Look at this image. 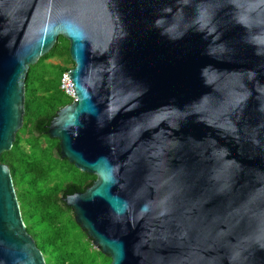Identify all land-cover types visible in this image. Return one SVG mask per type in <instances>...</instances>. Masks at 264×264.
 Listing matches in <instances>:
<instances>
[{
    "label": "water",
    "instance_id": "95a60500",
    "mask_svg": "<svg viewBox=\"0 0 264 264\" xmlns=\"http://www.w3.org/2000/svg\"><path fill=\"white\" fill-rule=\"evenodd\" d=\"M69 40L48 125L110 264H264V0H0V264H46L10 166L31 65Z\"/></svg>",
    "mask_w": 264,
    "mask_h": 264
},
{
    "label": "trees",
    "instance_id": "16d2710c",
    "mask_svg": "<svg viewBox=\"0 0 264 264\" xmlns=\"http://www.w3.org/2000/svg\"><path fill=\"white\" fill-rule=\"evenodd\" d=\"M69 45V40L60 36L50 52L31 65L26 79L24 125L17 132L13 148L3 152L1 160L10 166L13 179L20 172L23 182L34 191L32 193L35 194V200L30 204L25 202L24 194L18 193V200L22 215H25L23 218L26 220L27 230L44 253L46 264H98L99 259L102 260L101 264H110L111 257L94 247L91 237L75 221L73 209L63 198L68 193L85 190L87 185L94 182L89 181V178L96 176L81 171L67 158L54 157L51 148L54 144L59 146V141L50 137L47 132L48 125L57 111L71 103L73 98L61 88L62 75L70 69L46 61L59 56L65 61H71L74 67ZM21 132L29 136H22ZM44 137L50 141L47 146L49 155L42 158L41 154H44L45 150L36 147ZM26 138L32 142L28 151L22 144ZM16 151L25 157L14 159L12 154ZM54 169L61 175L57 177L55 187L46 192L40 182ZM65 176H70L72 182L65 184ZM61 190L63 194L60 196ZM28 205H31L29 209H27Z\"/></svg>",
    "mask_w": 264,
    "mask_h": 264
},
{
    "label": "rangeland",
    "instance_id": "374dc122",
    "mask_svg": "<svg viewBox=\"0 0 264 264\" xmlns=\"http://www.w3.org/2000/svg\"><path fill=\"white\" fill-rule=\"evenodd\" d=\"M46 62L49 63V64H53V65L61 64L63 67L69 68V69H72L71 67H73V63L71 61H65L64 59H62L59 56L49 58V59H47ZM47 67L49 68V66H47ZM41 68L43 70L45 69L44 67H41ZM21 135L22 136H25L26 134L24 132H21ZM35 135H37V133H35ZM28 136H29V134H28ZM28 136L26 135V137H28ZM28 139L29 138H26L22 142L23 148L24 149H27V151L29 150V148L32 145V142H30ZM49 143H50L49 139L47 137H44V138L41 139V142H39V145L36 147V148H43L45 150L44 151L45 153L44 154H41V157L42 158H44V157H46V156L49 155L48 154L49 151L47 149V146L49 145ZM57 147H58L57 144H54L52 146V148H51L52 155L54 157H56V158L62 159V156L60 155L59 151L57 150ZM37 151L39 152V149H37ZM12 157L14 159H17V158L19 159L21 157H25V155H23L22 153L16 151L15 153L12 154ZM60 175H61L60 172L56 173V170L54 169V170H52L48 174V176L44 180H41L40 184L44 186V188L46 189V192L50 191L52 188L55 187V183H56L57 177L60 176ZM95 179L96 178L92 176V177L89 178V181H94ZM64 180H65V182H64L65 184H68V183L72 182V179H71L70 176H65ZM14 184H15V188H16L17 195H18V193L25 195L24 200H25L26 203L28 202V204H30L31 201H34L35 200V194L32 193V192H34L33 189L32 188H29L23 182L20 172H18V174L14 178ZM62 194H63V190L60 191V196ZM29 207H31V205H28L27 206V209H29ZM24 221L26 223V220H24ZM30 222H31V220H30ZM26 225H27V223H26ZM94 247H96V246L94 245ZM96 248L98 249V247H96ZM101 263H102V260L99 259L98 260V264H101Z\"/></svg>",
    "mask_w": 264,
    "mask_h": 264
},
{
    "label": "built area",
    "instance_id": "2783aa9c",
    "mask_svg": "<svg viewBox=\"0 0 264 264\" xmlns=\"http://www.w3.org/2000/svg\"><path fill=\"white\" fill-rule=\"evenodd\" d=\"M69 72L70 71H66L63 73L62 78H61V88L66 94H68L69 96H71L74 99L76 97V95H75V91L72 87L74 85H73V83H71Z\"/></svg>",
    "mask_w": 264,
    "mask_h": 264
},
{
    "label": "flooded vegetation",
    "instance_id": "af4514ba",
    "mask_svg": "<svg viewBox=\"0 0 264 264\" xmlns=\"http://www.w3.org/2000/svg\"><path fill=\"white\" fill-rule=\"evenodd\" d=\"M88 186H90V185H87L86 188H87ZM86 188H85V189H86ZM82 191H84V190H82ZM75 192H81V191H75ZM66 195H67V194H66ZM64 196H65V195H64ZM64 196H63V197H64Z\"/></svg>",
    "mask_w": 264,
    "mask_h": 264
}]
</instances>
